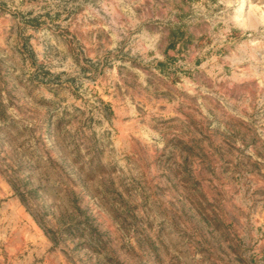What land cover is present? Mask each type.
<instances>
[{
    "label": "rangeland",
    "instance_id": "rangeland-1",
    "mask_svg": "<svg viewBox=\"0 0 264 264\" xmlns=\"http://www.w3.org/2000/svg\"><path fill=\"white\" fill-rule=\"evenodd\" d=\"M0 264H264V0H0Z\"/></svg>",
    "mask_w": 264,
    "mask_h": 264
}]
</instances>
